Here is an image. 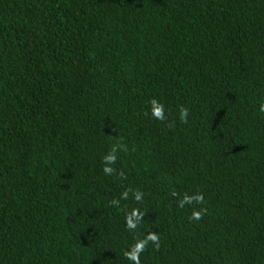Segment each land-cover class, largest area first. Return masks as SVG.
I'll return each mask as SVG.
<instances>
[{
	"label": "trees",
	"instance_id": "obj_1",
	"mask_svg": "<svg viewBox=\"0 0 264 264\" xmlns=\"http://www.w3.org/2000/svg\"><path fill=\"white\" fill-rule=\"evenodd\" d=\"M0 264H264V0H0Z\"/></svg>",
	"mask_w": 264,
	"mask_h": 264
},
{
	"label": "clouds",
	"instance_id": "obj_2",
	"mask_svg": "<svg viewBox=\"0 0 264 264\" xmlns=\"http://www.w3.org/2000/svg\"><path fill=\"white\" fill-rule=\"evenodd\" d=\"M193 218H194V219H198V218H199V217H198V214H194Z\"/></svg>",
	"mask_w": 264,
	"mask_h": 264
}]
</instances>
